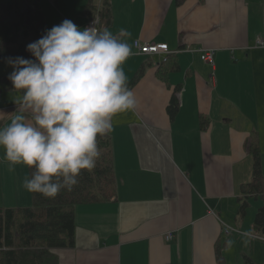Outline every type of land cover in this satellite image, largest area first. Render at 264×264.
<instances>
[{"label":"crops","instance_id":"crops-1","mask_svg":"<svg viewBox=\"0 0 264 264\" xmlns=\"http://www.w3.org/2000/svg\"><path fill=\"white\" fill-rule=\"evenodd\" d=\"M122 2L111 0L107 29L132 47L123 68L138 103L108 133L117 198L77 205L74 246L52 252L59 264H264L263 202L244 191L254 150L264 175V0H130L117 11ZM90 3L39 0L47 29L97 18L102 31L85 13ZM135 40L168 53L140 54ZM207 50L214 66L202 59ZM12 71L0 60L10 91L0 90V126L17 114ZM4 155L0 148V209L31 208L22 187L30 169L10 171ZM251 199L259 205L249 213Z\"/></svg>","mask_w":264,"mask_h":264},{"label":"clouds","instance_id":"clouds-1","mask_svg":"<svg viewBox=\"0 0 264 264\" xmlns=\"http://www.w3.org/2000/svg\"><path fill=\"white\" fill-rule=\"evenodd\" d=\"M92 24L81 29L65 19L26 46L34 59L8 60L18 108L0 126V148L10 171L21 164L33 170L22 187L46 198L71 191L91 172L101 156L98 137L112 131L115 116L137 107L123 68L131 45L99 30L96 19Z\"/></svg>","mask_w":264,"mask_h":264},{"label":"trees","instance_id":"trees-1","mask_svg":"<svg viewBox=\"0 0 264 264\" xmlns=\"http://www.w3.org/2000/svg\"><path fill=\"white\" fill-rule=\"evenodd\" d=\"M176 1L180 4L184 0ZM110 2L111 0H101L97 3L91 0L85 11L91 19L99 17L102 30L112 22ZM45 18L39 0H5L0 3V60L18 56L34 59L26 51V46L45 34ZM6 83L7 88L13 89L8 76ZM174 113L170 112L171 115ZM202 124L205 125V122L202 121ZM111 138L109 134L98 137L101 156L91 172H82L71 191L61 190L54 198L31 192V208L0 209V264H59L52 250L74 246L77 205L104 203L117 198ZM254 157L253 179L246 184L244 191L263 202L256 219V228L264 237V175L258 150H254ZM31 171L33 170L30 169V174ZM243 264L254 262L249 258Z\"/></svg>","mask_w":264,"mask_h":264},{"label":"built area","instance_id":"built-area-1","mask_svg":"<svg viewBox=\"0 0 264 264\" xmlns=\"http://www.w3.org/2000/svg\"><path fill=\"white\" fill-rule=\"evenodd\" d=\"M97 19V18H96ZM98 22V21H97ZM97 25V24H96ZM134 48L140 54H161V53H168V47L165 44H143L141 40L134 41ZM202 59L211 66H214V55L213 51L207 50L206 52H202ZM168 239H171V234L167 236Z\"/></svg>","mask_w":264,"mask_h":264},{"label":"rangeland","instance_id":"rangeland-1","mask_svg":"<svg viewBox=\"0 0 264 264\" xmlns=\"http://www.w3.org/2000/svg\"><path fill=\"white\" fill-rule=\"evenodd\" d=\"M4 1H5V0H0V3L4 2ZM8 1H11V0H8ZM28 1H29V0H27V2H28ZM129 1H130V0H123V2L121 3L120 6L117 5V8H118L117 11H119V8H120V9L123 8V6H124V2H125V4L128 5ZM0 80H1V78H0ZM2 82H4V78H3ZM0 90H3V92H4L5 95H7V94L10 92V91H8L7 89H5L4 87L1 89V86H0ZM250 203H251V206H250L249 209H248L249 213H250V212H254V211H256V210H257V207H258V205H259L258 201H255V200H253V199L250 200ZM255 214H256V213H255Z\"/></svg>","mask_w":264,"mask_h":264}]
</instances>
